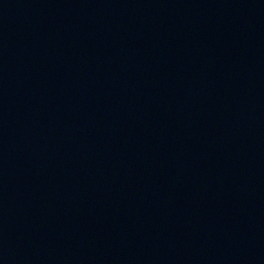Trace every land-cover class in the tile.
<instances>
[{
  "label": "water",
  "instance_id": "water-1",
  "mask_svg": "<svg viewBox=\"0 0 264 264\" xmlns=\"http://www.w3.org/2000/svg\"><path fill=\"white\" fill-rule=\"evenodd\" d=\"M0 264H264V0H0Z\"/></svg>",
  "mask_w": 264,
  "mask_h": 264
}]
</instances>
